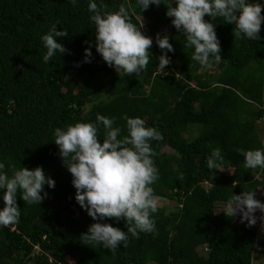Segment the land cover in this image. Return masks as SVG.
I'll return each mask as SVG.
<instances>
[{
  "label": "trees",
  "instance_id": "trees-1",
  "mask_svg": "<svg viewBox=\"0 0 264 264\" xmlns=\"http://www.w3.org/2000/svg\"><path fill=\"white\" fill-rule=\"evenodd\" d=\"M95 2L108 11L123 4L133 23H145L148 34L166 27L175 49L167 53L171 63L167 74H160L162 53L153 42L149 64L138 76L109 67L96 52L89 0H77L75 6L69 0H0V163L9 175V162L17 169L42 166L55 180L54 188L44 186L48 195L40 204L24 203L17 194L19 221L0 226V264H250L264 239L254 226L238 225L215 205L243 190H255L263 201L264 168H245L236 149L264 151L256 125L264 120V22L261 39L249 40L236 38L235 25L223 18L206 15L222 57L209 69L191 60L194 48H184L186 38L166 16L164 3L142 10L137 0ZM57 21V30L69 35L56 39L69 51L45 63L41 36ZM89 45L92 59L86 63ZM98 114L114 118L113 127L121 129L118 138L127 134L124 115L142 118L146 127L162 133V140L151 142L159 179L150 186L156 196L175 202V208L158 206L152 214L154 233L141 232L138 238L129 233L127 246L114 251L82 243L81 233L95 221L76 202L72 176L54 143L57 127L77 122L96 124L102 143L105 130L97 124ZM214 148H220L218 163L226 171L207 168ZM181 173L183 180L177 179ZM102 222L127 231L123 219Z\"/></svg>",
  "mask_w": 264,
  "mask_h": 264
},
{
  "label": "clouds",
  "instance_id": "clouds-1",
  "mask_svg": "<svg viewBox=\"0 0 264 264\" xmlns=\"http://www.w3.org/2000/svg\"><path fill=\"white\" fill-rule=\"evenodd\" d=\"M69 3L75 6L77 0H69ZM161 3L167 6L166 16L171 18L177 32L185 36L184 48H194L191 60L205 68H212L222 59L215 26L205 20L206 15L212 20L223 18V22L235 25L233 35L236 38L261 39L264 4L256 0H174V4L167 0H137L142 10L150 5L159 7ZM88 11L91 13L90 22L95 27L96 52L106 64L118 73L123 70L127 76H138L145 70L153 40L140 30L143 23L139 26L133 23L129 10L123 4L118 11H108L106 4L98 5L95 0H89ZM57 24L58 21L53 23L41 36L46 48L43 55L45 63L57 52L64 54L69 51L56 39L69 35L65 29L57 30ZM155 42L162 53L157 58L158 69L160 74L166 75L164 69L171 63L167 53L175 49L167 34L161 36L157 33ZM91 59L89 45L84 49L83 62L90 63ZM123 119L127 134L118 138L121 129L113 127L114 118L97 115V124H102L105 130L102 143L98 139V127L93 123L77 122L54 130V143L76 189L75 200L95 221L81 233V241L85 245L96 244L113 251L120 244L127 246L129 233L138 238L141 232L156 231L152 214L157 212L159 201L150 186L159 179L158 170L153 166L155 153L151 142L162 140L163 135L155 127H146L142 118L124 115ZM236 151L243 155L245 168H264V151L241 148ZM222 160L220 148H214L206 158V166L209 170H222L218 163ZM9 168L11 175L4 171L5 164L0 163V189L5 190L2 197L4 207L0 209V226L3 227L19 221L18 193L24 203L34 205L47 197L45 185L55 187V180L45 174L42 166L17 169L9 162ZM183 178L182 173L177 177L179 180ZM257 211L261 213L259 217L255 215ZM222 212L228 218L239 215L240 221L249 227L256 225L259 219L264 227V202L256 198L255 190L233 193ZM107 219H123L127 231L102 222Z\"/></svg>",
  "mask_w": 264,
  "mask_h": 264
},
{
  "label": "rangeland",
  "instance_id": "rangeland-1",
  "mask_svg": "<svg viewBox=\"0 0 264 264\" xmlns=\"http://www.w3.org/2000/svg\"><path fill=\"white\" fill-rule=\"evenodd\" d=\"M264 1V0H262ZM143 23V26L140 28L141 31H145L147 33V30L145 28V23L139 19V25ZM159 33L161 36L167 34V28L166 27H161L159 28L154 34H148L153 42H155V39H156V34ZM256 125H257V128L259 129V137L261 139V142L264 146V120L263 119H260L256 122ZM193 131V134L196 132L194 129L192 130ZM166 151H171L170 148L168 147H165L164 148ZM221 169L226 171V169L224 168V166H221ZM255 175H259L258 173L255 174ZM263 201L264 202V188H263ZM226 203L227 202H224V203H217L215 205V211H220V210H223L224 207L226 206ZM158 206L162 207L163 209H165V211H167L168 209H173L175 208V202L172 201V200H169V199H166V198H163V197H159V201H158ZM255 215L257 217H259L261 215V213L259 211H257L255 213ZM235 222L238 224V225H241V226H244L246 224V222H241L240 221V218H239V215H237L235 218H234ZM254 227L256 228V232H257V235L258 237H262L264 239V227H262V224H261V221L258 219L257 220V223L256 225H254ZM68 263H71V260L68 259ZM250 264H264V243L262 244V250L261 251H255L253 252L252 254V259H251V263Z\"/></svg>",
  "mask_w": 264,
  "mask_h": 264
}]
</instances>
